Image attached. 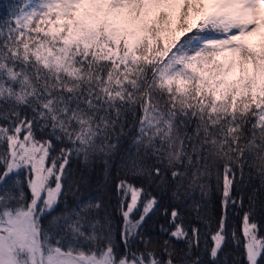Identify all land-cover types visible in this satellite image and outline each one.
<instances>
[{
    "label": "snow or ice",
    "instance_id": "1",
    "mask_svg": "<svg viewBox=\"0 0 264 264\" xmlns=\"http://www.w3.org/2000/svg\"><path fill=\"white\" fill-rule=\"evenodd\" d=\"M0 7V264H264V0Z\"/></svg>",
    "mask_w": 264,
    "mask_h": 264
},
{
    "label": "trees",
    "instance_id": "2",
    "mask_svg": "<svg viewBox=\"0 0 264 264\" xmlns=\"http://www.w3.org/2000/svg\"><path fill=\"white\" fill-rule=\"evenodd\" d=\"M8 2H9V0H0V5H4ZM4 11H5V9L3 7H0V15H2L4 13ZM257 183H258V181H257ZM169 195H170V193L164 194L165 201H167ZM198 196H199V193H197V197ZM110 197H111V194H110ZM67 199L70 202L73 199L72 195L69 194ZM111 200H112V203L114 204L115 198L111 197ZM212 204H213V206L216 205V198L215 197L212 198ZM61 208H63V205L61 206ZM237 212H238V210H237ZM117 215H118V213H117ZM161 224H165V220L163 219L162 216L157 215V216H153L151 218V220L149 221V225H150L149 231L151 232L152 235H155V236H161L162 235L160 232V227H159ZM164 238H166V237H164ZM208 243H209V245H211V240H209ZM228 251L230 253L235 252L237 254V258L242 259V257L240 256V253L242 252V248L237 249L235 247V245H230Z\"/></svg>",
    "mask_w": 264,
    "mask_h": 264
}]
</instances>
